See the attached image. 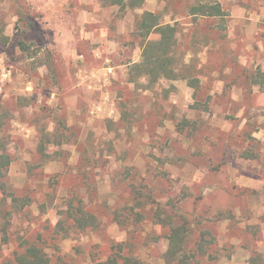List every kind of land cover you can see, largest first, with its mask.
I'll list each match as a JSON object with an SVG mask.
<instances>
[{
    "label": "rangeland",
    "instance_id": "rangeland-1",
    "mask_svg": "<svg viewBox=\"0 0 264 264\" xmlns=\"http://www.w3.org/2000/svg\"><path fill=\"white\" fill-rule=\"evenodd\" d=\"M146 1L162 23H177L188 78L126 82L140 56V8L0 0V155L10 160L7 192L30 198L12 216L9 242L0 236V262L25 240L50 246L72 201L97 225L70 231L60 252L100 256L127 240L143 264H167L170 227L152 221L156 209L133 206L140 193L177 214L196 209L191 264H264V0ZM213 4L222 16L191 13ZM132 209L144 217L133 221Z\"/></svg>",
    "mask_w": 264,
    "mask_h": 264
},
{
    "label": "trees",
    "instance_id": "trees-1",
    "mask_svg": "<svg viewBox=\"0 0 264 264\" xmlns=\"http://www.w3.org/2000/svg\"><path fill=\"white\" fill-rule=\"evenodd\" d=\"M110 5L124 8H136L142 5V0H105ZM191 13L205 18L219 17L223 11L218 4L200 5L191 9ZM178 25L162 24L160 17L153 13L145 12L140 16L136 23V33L142 39L141 61L132 64L126 76L127 83H135L140 78H145L148 87L159 83L160 81H175L188 78L189 74L183 75L181 71V59L177 52ZM154 36V37H153ZM190 86L194 89L197 86V80H190ZM59 143V142H58ZM10 164L7 156L0 155V236L2 240L9 242L8 230L11 224L13 214L18 213L24 207L29 205V197L15 195L14 192L8 193V187L4 181V173ZM137 194V193H136ZM136 198L131 199L133 206L143 208L145 205L151 209H156L152 216V221L169 226L166 239L168 241L167 250L163 254V260L167 264H191L190 261L195 252L190 246L191 236L194 234L193 224L196 209H188L184 212H173L161 208L160 204L151 200V195L141 196L137 194ZM144 199V200H141ZM133 210V209H132ZM133 221L138 222L144 217L141 211H135ZM168 213V214H167ZM170 213V215H169ZM176 213V214H175ZM166 215L165 220H160L161 215ZM173 214L179 217L178 224L171 225ZM61 219L52 230L53 243L49 244L47 238L37 242L36 240H25L18 245V249L12 254V257L5 258L0 264H143L142 261L130 254L128 248L129 241L116 242L110 247V250L98 256L94 250H86L83 246L74 248L73 252H60L59 242L70 238V231H85L88 228H95L97 217L91 211H86L78 202L73 206L72 201L66 203L65 210L60 212ZM112 221L122 225L123 220L119 219V212H111ZM171 219V220H169ZM123 226V225H122ZM61 235V236H60ZM57 236V238L55 237ZM58 236H60L58 238ZM201 233L199 238H203ZM6 243V242H5ZM126 243V244H124ZM198 248L201 249L199 243ZM92 247H95L93 245ZM128 247V248H127ZM77 257V258H76ZM82 257V258H81ZM252 264H255L252 263Z\"/></svg>",
    "mask_w": 264,
    "mask_h": 264
},
{
    "label": "crops",
    "instance_id": "crops-1",
    "mask_svg": "<svg viewBox=\"0 0 264 264\" xmlns=\"http://www.w3.org/2000/svg\"><path fill=\"white\" fill-rule=\"evenodd\" d=\"M153 1L154 0H150V1H146L145 3H146V5H147V3L149 2V5L151 4V3H153ZM144 2H143V0H142V4H143ZM110 5V4H109ZM110 6H112V5H110ZM114 6V5H113ZM156 6H157V4H156ZM142 7V5L141 6H139V7H136V8H133V9H138V8H140L139 10H138V12L139 11H142L141 12V15L142 14H144L145 12H148V13H155V9H153V8H151V7H149V8H147L146 6H144L143 8H141ZM132 9V8H131ZM144 11V12H143ZM162 24H167V23H162ZM170 24V23H169ZM135 28V27H134ZM136 29V28H135ZM93 39H95V40H97V37H94ZM103 39H104V37H103ZM99 42V41H98ZM114 44V42H109V44H108V47L107 46H105V45H102V46H104L103 48L105 49L104 50V52H103V49L101 50V49H95V53H96V55H97V53H99V54H101L102 55V52L103 53H110L109 52V49H110V47H112L111 45H113ZM101 47V46H100ZM98 50V51H97ZM101 51V52H100ZM111 51V50H110ZM141 53H142V45H141V49H140V56L137 58V59H134L131 63L129 62V63H127V65H126V73H125V77L127 76V69H128V67H130L132 64H135V63H138V62H140L141 61ZM82 56H78L77 58H80V59H82L81 58ZM106 62H107V60H106ZM80 66H78V68H79ZM101 70H102V73H104V75H106V76H108L109 78H111V77H114V74H113V72L115 71L114 70V68H113V66H110V65H106V63H105V65H103L102 67H101ZM129 70V69H128ZM84 74L82 73V72H79L78 74L77 73H75V77L77 76L78 78H80L81 79V77H84L83 76ZM125 80H126V78H125Z\"/></svg>",
    "mask_w": 264,
    "mask_h": 264
}]
</instances>
